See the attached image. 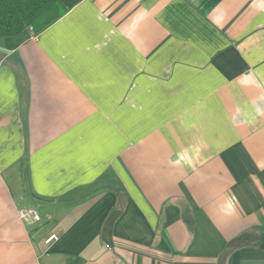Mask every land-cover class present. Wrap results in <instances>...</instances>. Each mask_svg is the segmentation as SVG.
Wrapping results in <instances>:
<instances>
[{"label":"crops","instance_id":"crops-1","mask_svg":"<svg viewBox=\"0 0 264 264\" xmlns=\"http://www.w3.org/2000/svg\"><path fill=\"white\" fill-rule=\"evenodd\" d=\"M62 1L0 37V264H264V0Z\"/></svg>","mask_w":264,"mask_h":264},{"label":"trees","instance_id":"trees-1","mask_svg":"<svg viewBox=\"0 0 264 264\" xmlns=\"http://www.w3.org/2000/svg\"><path fill=\"white\" fill-rule=\"evenodd\" d=\"M62 0H0V37L40 33L68 12Z\"/></svg>","mask_w":264,"mask_h":264},{"label":"built area","instance_id":"built-area-1","mask_svg":"<svg viewBox=\"0 0 264 264\" xmlns=\"http://www.w3.org/2000/svg\"><path fill=\"white\" fill-rule=\"evenodd\" d=\"M29 30L33 31V28L30 27ZM18 217L23 223H25L27 225H32L34 223L41 221V219H42V216H41L40 212L38 211V209L33 208V207L20 208L18 210ZM54 237H55V235H52L51 237H49L48 242L51 239H53Z\"/></svg>","mask_w":264,"mask_h":264},{"label":"water","instance_id":"water-1","mask_svg":"<svg viewBox=\"0 0 264 264\" xmlns=\"http://www.w3.org/2000/svg\"><path fill=\"white\" fill-rule=\"evenodd\" d=\"M120 214V211H114L110 214V216L107 218L104 230H103V239L108 244L111 245V236H112V229L113 225L115 223V220L117 219L118 215Z\"/></svg>","mask_w":264,"mask_h":264},{"label":"clouds","instance_id":"clouds-1","mask_svg":"<svg viewBox=\"0 0 264 264\" xmlns=\"http://www.w3.org/2000/svg\"><path fill=\"white\" fill-rule=\"evenodd\" d=\"M183 159V157H181Z\"/></svg>","mask_w":264,"mask_h":264},{"label":"rangeland","instance_id":"rangeland-1","mask_svg":"<svg viewBox=\"0 0 264 264\" xmlns=\"http://www.w3.org/2000/svg\"><path fill=\"white\" fill-rule=\"evenodd\" d=\"M29 30V29H28Z\"/></svg>","mask_w":264,"mask_h":264}]
</instances>
